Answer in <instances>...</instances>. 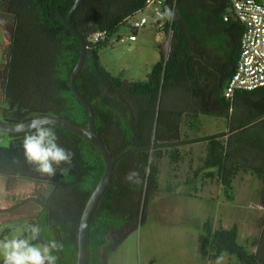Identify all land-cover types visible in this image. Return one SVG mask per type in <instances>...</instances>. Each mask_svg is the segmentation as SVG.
<instances>
[{"label":"trees","instance_id":"16d2710c","mask_svg":"<svg viewBox=\"0 0 264 264\" xmlns=\"http://www.w3.org/2000/svg\"><path fill=\"white\" fill-rule=\"evenodd\" d=\"M8 1L17 21L1 119L22 123L54 114L88 127L89 111L71 86L82 43L58 18L59 12L70 13L75 0H3L0 9ZM145 1L84 0L73 17L86 39L90 32L109 33V38L97 42L87 40L86 61L76 79L94 109L99 134L116 158L114 176L92 220L90 264H109L110 255L145 223L148 199L158 188L162 158L168 155L174 172L178 171L184 157L179 148L193 144L191 131L202 128L203 116L223 118L228 127L203 138L205 154L190 174V181L200 179L202 187L208 180L216 182L229 200L235 198V181L245 173L257 176L264 184V87L226 97V84L241 56L240 43L236 42L235 57L230 53L231 65L189 34L195 26L192 17L207 6L219 12L218 19L224 24L241 23L230 1L168 0L164 9L175 13L172 21L167 20L172 31L171 48L161 50L159 61L144 80H130L124 71L114 74L101 52L104 47L115 46L113 38L129 29L130 18ZM133 31L140 32L136 28ZM174 94L189 99L190 105L186 109L171 106L169 98ZM53 126L58 144L73 154L68 175L57 170L55 176L47 177L26 162L22 144L28 130L9 133L10 145L0 146V176L53 186L49 195L34 198L42 208L35 223L44 229L45 242L54 237L63 244L62 251L56 253L59 264H78L82 215L104 176L106 161L95 144L64 127ZM153 153L157 158L155 174L149 171ZM202 230L199 250L204 259L215 261L227 254L236 264H264L263 243L250 250L239 240L238 225L216 227L209 217Z\"/></svg>","mask_w":264,"mask_h":264},{"label":"rangeland","instance_id":"374dc122","mask_svg":"<svg viewBox=\"0 0 264 264\" xmlns=\"http://www.w3.org/2000/svg\"><path fill=\"white\" fill-rule=\"evenodd\" d=\"M152 11L149 9V14ZM13 22L14 16L0 9V105L4 103ZM125 33L127 36L129 31ZM157 35L156 26L148 25L140 30L136 41L126 38L116 42L113 38L115 46L104 47L102 59L114 74L124 71L127 79L144 80L160 59ZM171 45L172 34L167 32V38L160 48L168 52ZM169 103L179 109H186L190 105L189 99L177 94L169 98ZM202 122L201 129L191 131L193 144L180 146L184 157L181 164L178 163L180 168L177 172H174L168 155L162 158L160 172L157 174L158 188L148 199L146 221L110 255L109 264H235V261L230 262L226 258L219 262L205 260L206 263H203L198 233L203 231L201 220L205 221L209 217L216 227L238 225L239 240L250 250H256L259 243L264 245L262 180L250 173L240 176L235 181L234 200H229L224 188L216 182L208 180L202 187L200 179L190 181V174L200 165V157L205 154L206 142L203 138L225 131L228 127L225 119L216 116H203ZM10 138L9 133L0 131V146H9ZM156 164V153H153L149 170L151 174H155ZM196 186L200 187L199 191ZM8 187L13 206L18 203L23 207L0 216L4 217L0 223L3 229L0 231V239L4 235L11 236L22 231L26 224L35 223L41 206L34 198L45 197L53 190V186L48 183L23 178L12 179ZM4 197L0 185V202Z\"/></svg>","mask_w":264,"mask_h":264},{"label":"clouds","instance_id":"9594fccd","mask_svg":"<svg viewBox=\"0 0 264 264\" xmlns=\"http://www.w3.org/2000/svg\"><path fill=\"white\" fill-rule=\"evenodd\" d=\"M173 9L165 7L161 19L172 21ZM54 126L44 120H36L23 138V155L27 163L44 176L53 177L59 170L64 176L73 167V154L60 146ZM66 165V167H61ZM0 231H3L0 228ZM44 229L38 223L26 224L22 231L0 239L2 264H59L63 244L55 239L43 238Z\"/></svg>","mask_w":264,"mask_h":264},{"label":"built area","instance_id":"2783aa9c","mask_svg":"<svg viewBox=\"0 0 264 264\" xmlns=\"http://www.w3.org/2000/svg\"><path fill=\"white\" fill-rule=\"evenodd\" d=\"M168 0H146L143 7L130 18L129 34L119 31L115 40L130 39L136 41L139 33L134 32V28L143 29L148 25L159 28H166L170 34L166 19L160 18V13L164 11V4ZM233 11L244 25L242 38L241 56L237 64L236 71L228 80L224 94L231 98L238 91L256 90L264 87V0H229ZM149 9L152 13L149 14ZM228 19V16H226ZM109 38V33L105 31H94L87 35V40L97 42L101 39Z\"/></svg>","mask_w":264,"mask_h":264},{"label":"water","instance_id":"95a60500","mask_svg":"<svg viewBox=\"0 0 264 264\" xmlns=\"http://www.w3.org/2000/svg\"><path fill=\"white\" fill-rule=\"evenodd\" d=\"M84 0H75V3L68 15L59 12L58 18L63 20V22L72 30V32L80 39L82 43V52L79 59L78 64L74 68L71 76V86L74 90L75 94L80 98V100L84 103L87 107L90 115V123L88 127L79 125L69 119H66L62 116L50 114L39 116L28 120L22 123H10L6 122L3 119H0V131L6 133H16V132H23L31 130V125L36 120H44L48 121L53 125H57L60 127H64L79 136L83 137L84 139L88 140L89 142L95 144L100 151L102 152L104 159L106 161V170L104 176L102 177L100 183L94 190L93 194L91 195L85 210L82 215L81 223H80V230H79V259L78 264H90L91 261V225L94 213L104 196L106 190L108 189L112 178L115 172V162L116 158L114 157L110 147L107 145L106 141L103 137L99 134L96 126V119H95V112L94 109L88 100V98L80 91L77 86L76 79L81 71L84 63L86 61L87 53H88V42L85 36L76 28L73 22V17Z\"/></svg>","mask_w":264,"mask_h":264},{"label":"crops","instance_id":"0c3cea01","mask_svg":"<svg viewBox=\"0 0 264 264\" xmlns=\"http://www.w3.org/2000/svg\"><path fill=\"white\" fill-rule=\"evenodd\" d=\"M207 3L210 4L211 2H207ZM218 16H219V12L215 13V11H210L209 6H207V8H205V9L202 8V10L200 11V13L197 16L192 17V23L195 26H194V28L189 30V34L190 35L192 34L193 36H195V38L201 40L202 47H206L208 49L210 48L213 51L215 50L217 53L216 54L217 57H220L226 63L228 60L231 65H234V63H231L230 53H233L234 57H235V51H237L236 42L240 43L241 50H242V38H243V33H244V26L240 22L235 23V24H231V25L224 24L222 21H219ZM152 26H154V25H152ZM156 29L158 30V35H157L158 40H159L158 47H159L160 52H161V50H163V49L160 47L162 46V43L167 38V31H165L166 28H159L157 26H156ZM230 43L232 44V47H230V45H229ZM209 45H211L213 47V49ZM227 48H229V49H227ZM240 54H241V52H240ZM160 57H161V53H160ZM214 57H215V53H212V58H214ZM237 64H236V68H237ZM230 71H231V68H230ZM209 116H216V115H209ZM216 117H218V116H216ZM10 140H11V138H10ZM9 184H10V180L8 178H6L4 176H0V185H2V193H4V195H5L3 200H1V202H0V216H5L6 214H9V213L11 214V212L19 210L23 207V205H19L18 203L15 206H13L14 205V204H12L13 198L11 197V193L8 192L9 191V187H8ZM150 215H149V218H150ZM3 218L4 217H0V223L3 220ZM201 222L203 224L205 221L201 220ZM224 227L225 228H232V227H228L226 225H224ZM201 233H202V231H200L198 233V239H199V236ZM4 237H5V235L3 236V238ZM225 258L228 259V261H230V262L234 261L233 259L231 260L230 257L226 254V255H224L223 258H221L219 260H215L214 262H219L220 260H223ZM203 260H204L203 263H206L205 260L212 261V260L204 259V258H203Z\"/></svg>","mask_w":264,"mask_h":264},{"label":"flooded vegetation","instance_id":"af4514ba","mask_svg":"<svg viewBox=\"0 0 264 264\" xmlns=\"http://www.w3.org/2000/svg\"><path fill=\"white\" fill-rule=\"evenodd\" d=\"M2 3H3V0H1L0 6L2 5ZM11 9H12V5H11L10 1L4 3V5H3V12L4 13L12 14L10 12ZM13 16H14V22H13L12 30H11V33H10V52H11V48H12V44H13L14 31H15V26H16V21H17V15H13ZM7 65L9 66V60H8V64ZM7 72H8V68H7Z\"/></svg>","mask_w":264,"mask_h":264}]
</instances>
